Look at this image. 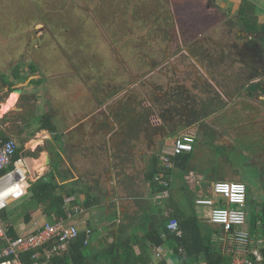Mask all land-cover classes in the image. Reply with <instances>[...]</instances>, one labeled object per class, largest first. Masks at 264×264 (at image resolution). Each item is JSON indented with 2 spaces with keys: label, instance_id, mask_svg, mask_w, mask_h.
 I'll return each instance as SVG.
<instances>
[{
  "label": "rangeland",
  "instance_id": "rangeland-1",
  "mask_svg": "<svg viewBox=\"0 0 264 264\" xmlns=\"http://www.w3.org/2000/svg\"><path fill=\"white\" fill-rule=\"evenodd\" d=\"M252 1L264 23V0ZM238 3V0H0V34L14 38L13 58L19 62V68L29 66L30 73L43 67L52 70L48 74L66 88L59 91L71 92L72 96L79 93L81 101L83 89L89 84L84 98L88 96L89 104L93 98L94 116L109 117L115 123L101 128L103 131L117 127L114 116L121 112L119 107L125 106V102L133 112L128 116L151 111L146 126L152 125L165 134L182 130L177 124L180 119L194 117L188 115L191 108H197L200 114L204 102H226L228 108L196 118L198 128L188 167H174L168 175L172 199L182 207L187 206L184 193L179 191V184L184 181L188 195L195 197L197 188L206 185L209 190L208 184L219 180L242 181L241 175L247 181L254 170L256 183L249 185V193L258 203L260 194L264 200V185L261 187L264 170L258 169L259 165L264 169V95L256 91L255 96L249 97L242 88L247 72L239 56L250 52L243 47L238 33L241 27L233 15ZM27 39L33 44L29 45ZM35 39L40 47L35 46ZM220 48L225 53L222 62L216 59ZM206 50L207 54L203 53ZM28 59H32L29 65ZM58 71L69 72L58 74ZM212 77L231 95H222ZM32 81L40 83L37 76ZM237 91L239 95L235 94ZM17 97L18 94L12 93L9 101L13 103ZM57 98L56 101L64 100L58 94ZM244 105L249 110H244ZM229 113L234 114V122ZM11 117L17 127H12L15 132L9 130L8 136L23 147L24 138L17 131L24 121L34 127L33 109L25 117L22 114ZM252 118L257 119L251 122ZM159 124L161 127H156ZM146 126L143 134L149 136L150 128ZM164 137L167 136H161L158 142L163 143ZM256 150L258 156L250 159ZM39 160L33 170L41 171V165L44 170V160L40 156ZM25 195L8 202L6 209L14 224L22 220L23 213L34 209L31 204L38 205ZM160 198L155 201L157 205L167 200ZM190 201L194 202V198ZM194 207L199 213L206 209ZM170 210L171 207L167 208L166 214ZM76 226L82 229L81 224Z\"/></svg>",
  "mask_w": 264,
  "mask_h": 264
},
{
  "label": "crops",
  "instance_id": "crops-1",
  "mask_svg": "<svg viewBox=\"0 0 264 264\" xmlns=\"http://www.w3.org/2000/svg\"><path fill=\"white\" fill-rule=\"evenodd\" d=\"M7 20L2 23L5 24ZM258 22L263 23L260 18ZM28 40L29 45L33 44L32 40ZM14 43L13 37L0 34V136L3 135L11 138L8 136L9 130H13L15 126L17 127L11 115L22 114L25 117L29 113L30 108L33 109L34 127H31L30 123L24 121L21 124V128H18L19 130L17 131L18 136L24 138V140L22 139L23 147L22 145L20 147L17 146L23 153L34 152L40 149L36 157L28 158L27 156H23L25 161L27 158L29 159L28 163L23 160L27 171V184L29 181H35L39 177L52 172L59 184L65 183V189L71 188L73 191L72 195L65 198V211L71 210L72 212L73 207L80 209L77 213L72 212L70 217L66 214V219L53 216L50 220L42 206L35 204V207L31 204V208L34 209L29 211V219L27 221L24 220L26 211L23 213L21 221L16 224L12 223L14 230L17 234H24L32 231L37 226H41L45 222H53L62 218L74 226L78 223L81 224L82 229H78L79 232L83 231L85 233L86 229H90L91 236L88 239V243L96 250H101L110 244H114L116 241L126 240V238L133 234L140 238L143 233L145 209H148V206L154 205L157 209L161 208L164 214L167 215V203L170 201L169 195L171 194V198L173 195V188H170L168 180V175L171 174V170L174 168L172 160L169 167L170 171L168 173L163 172L164 179L168 183L167 186H169L168 189L153 194L152 188L146 179L152 158L159 155L161 160L162 155L169 154L171 152V142L179 133L192 131L196 135L198 120L188 123L186 121L189 119H180L181 123L177 125L178 128L183 127V129L176 133L168 131L169 134L156 131L155 127L150 124L148 136L143 134L144 124L134 123V120L129 116V118L122 117L118 120L114 118V121L118 124L116 128L113 127L114 129L100 130L108 125H115V123L109 117L102 119V117L96 118L94 116L96 109L93 105V98L90 104L88 96L84 98L85 93L88 95L89 84H86L87 87L83 89L81 101H79V93L72 96L71 92L59 91L66 90V88L63 83L56 81V77L52 78L49 75L50 73L48 74L52 70L43 67L30 73V71L27 72L29 66L19 68V62H16V59L13 58L16 55ZM39 44L40 42L35 39V46L40 47ZM29 60L31 61L32 59L27 60L28 65L31 64ZM41 66L42 61L40 62ZM15 69L18 70L16 73L14 72ZM68 72L58 71V74H67ZM36 76L40 80L39 84L33 82V84L27 83L30 78L33 79ZM256 80L259 79H255L252 82ZM9 84L12 87L9 88ZM15 88H21V93L12 103L9 99ZM57 94L59 99L64 98V100L56 101L58 99ZM69 95H71L70 98L67 97ZM255 95L248 96L253 97ZM20 102L21 104H18ZM6 106L9 108L4 110ZM224 107L228 108V104L224 103L222 108ZM248 107L244 105L242 108L249 110ZM228 115L229 119L232 120L234 114L229 113ZM239 116L238 114L237 117L239 118ZM181 117L184 116L182 115ZM239 119L241 120L242 118ZM256 119L252 118L251 122H254ZM130 123L134 124L131 129L130 126L128 127ZM161 125H156V127H161ZM208 131L212 133L211 129H208ZM13 132L15 131L13 130ZM164 135L167 137H164L163 143H159L160 137ZM258 142L260 144V141ZM39 156L44 160V170L41 164V171L39 169L31 170V167L35 164L34 161L40 163ZM260 156H262V153ZM29 178L30 180H28ZM184 182L179 184V191L185 195L188 192ZM211 183L208 184L209 188ZM188 187L190 188L191 186ZM196 190L198 192L193 197L194 201L198 195L209 194V190H206V185L201 187L200 190L198 188ZM165 193L167 196H164ZM160 196L165 197L167 200L163 199L162 202L164 204L157 205L155 201L161 200ZM174 203L178 205L176 201ZM194 205L195 203H193V208L200 222L202 224L205 222V224L214 230L212 231L214 247L230 255L232 260V255L226 253L228 252L227 249L222 247L221 241L218 238L217 228L212 227L211 225L213 224L208 221V208L204 207L206 209L202 213H199ZM185 210L189 211V207L187 208L186 206ZM150 217L152 226H157L159 221L158 215L153 214ZM108 231L111 234H108ZM251 238L250 249H258L260 252V249L264 246V237L257 239L255 245L253 243L254 237L251 236ZM132 250L135 255L140 253L137 242L132 245ZM158 251L160 255L156 258L155 252ZM149 256L151 257L149 264H161L164 260L166 264H180L177 257L173 255L171 247L166 243L160 247L150 246ZM247 256L253 258L254 264L255 256L253 254ZM240 257L242 256L240 255ZM200 264L206 263L202 260ZM229 264H231V261Z\"/></svg>",
  "mask_w": 264,
  "mask_h": 264
},
{
  "label": "trees",
  "instance_id": "trees-1",
  "mask_svg": "<svg viewBox=\"0 0 264 264\" xmlns=\"http://www.w3.org/2000/svg\"><path fill=\"white\" fill-rule=\"evenodd\" d=\"M212 1V0H211ZM234 18L237 20L241 27L242 32L250 34V37L247 40H243L242 44L250 53L242 54L239 56L240 62L242 63L244 70L247 72L244 78L245 83L242 88L247 95H253L255 92H250L249 85L253 80L259 79L264 81V23H260L257 15V5L252 0H240L237 6L236 13L233 14ZM18 70L15 69L16 73ZM33 79H29L27 83H32ZM12 87L9 84V88ZM237 93V94H236ZM239 91L235 92L236 95H239ZM223 102H219L215 107L209 104L204 105V109L200 110V114L197 111H193V118L187 120L186 122L191 123L199 115L205 117L212 112H215L223 107ZM127 106V105H126ZM126 106L120 107L121 112L118 115L114 116L115 119L119 118H129L127 114L133 113L131 109ZM192 112V109H190ZM198 114V115H197ZM152 115L151 111L148 113L145 112L142 120L143 127L146 124H149V118ZM138 122V121H136ZM132 128L134 124H128V127ZM146 128H149L147 125ZM3 136V135H2ZM7 138L6 136H3ZM40 149H37L34 152L23 153L20 148H16L14 158H21L24 160L23 156L28 158L36 157L37 152ZM191 153H182L179 155L171 156L173 165L176 168L185 169L188 167V160L191 158ZM26 159L28 163L29 159ZM170 168H164L161 163L159 155L152 158L151 166L146 175V179L149 182V186L152 188V192L160 193L169 186H162L157 181L154 180V176L159 173L169 172ZM189 171V170H188ZM2 172L0 171V174ZM164 174V173H163ZM242 182L247 184V181L243 175L240 176ZM66 184H59L53 175L52 172L46 174L42 177H39L35 181L28 182V188L26 196L31 201L37 202L42 206L44 212L51 220L53 216L62 217L66 219L65 211V198L72 195L73 191L71 188L65 189ZM186 195L187 208L179 207L174 203L173 199L170 197V202L167 203L168 208L171 207V210L167 215L164 214L163 210L156 208L154 205L148 206V208L154 209H145V219L143 221V233L139 238L137 235H130L126 240L116 241L114 244H110L105 248L99 250L92 248L89 243H85L86 237L83 231H80L76 238L72 240V243L69 245L67 251L55 254L45 260L48 264H149L151 257L149 256L150 246L160 247L165 243L168 244L172 253L177 257L180 264H200L203 260L206 264H229L231 261V256L221 252L220 250L214 247V240L212 239L214 231L209 225L202 224L196 215V211L193 208V203L190 201V198H193ZM248 221L247 229L252 237H254V245L256 244L257 239L264 237V200L259 199L256 203L249 191H248ZM34 202V203H35ZM8 205L0 211V219L6 222L9 226L8 235L15 237L17 236L16 231L13 228L12 222L9 219L7 212ZM158 215L159 221L157 226H152V215ZM175 218L179 223L181 229V236H176L174 232L169 231L166 228V224L169 219ZM29 219V211L24 215V220ZM160 224V225H159ZM137 242L139 246L140 253L135 255L132 250V245ZM149 242V244H147ZM5 241L0 239V249L5 246ZM183 248L184 253L179 252V248ZM262 254V260L260 262L255 261L254 264H264V246L260 249ZM31 253L33 250L23 253L22 259L24 262H29ZM161 264H166L165 260Z\"/></svg>",
  "mask_w": 264,
  "mask_h": 264
},
{
  "label": "built area",
  "instance_id": "built-area-1",
  "mask_svg": "<svg viewBox=\"0 0 264 264\" xmlns=\"http://www.w3.org/2000/svg\"><path fill=\"white\" fill-rule=\"evenodd\" d=\"M195 134L192 131H183L176 135L171 142V152L161 156V163L164 168L171 166V156L193 151ZM17 144L12 138L0 136V192L8 190L3 197V207L13 198L26 194L27 171L24 161L21 158H14ZM155 180L163 186H167L164 174L159 173ZM22 193L21 195L19 194ZM208 195H198L195 198V205L207 207L208 221L217 227L218 238L222 247H225L232 255L231 264H253V258L247 256L253 254L255 261L262 259L258 249H250L252 241L247 229L248 221V188L247 185L238 180H219L211 183ZM14 194L16 196H14ZM80 209L73 207L72 212L77 213ZM71 210L66 212L67 216L72 215ZM166 228L174 232L176 236H181V229L177 219L171 218ZM9 226L0 219V239L4 240L5 246L0 249V264H48L45 260L54 254L64 252L68 249L71 241L77 237L79 230L73 224L60 218L53 222H45L41 226L35 227L32 231L17 234L12 237L8 235ZM88 242L91 230L85 231ZM33 250L29 262H24L22 255ZM180 253H184L183 248H179ZM160 253L155 252V257ZM240 255L242 257H240Z\"/></svg>",
  "mask_w": 264,
  "mask_h": 264
},
{
  "label": "flooded vegetation",
  "instance_id": "flooded-vegetation-1",
  "mask_svg": "<svg viewBox=\"0 0 264 264\" xmlns=\"http://www.w3.org/2000/svg\"><path fill=\"white\" fill-rule=\"evenodd\" d=\"M211 0H209V2H210ZM241 36H242V39L245 41V40H247L249 37H250V34H248V33H246V32H242V31H239L238 32ZM243 34H245L246 36H243ZM208 50V49H207ZM207 50H206V52H203V53H205V54H207ZM204 56V55H203ZM202 56V57H203ZM224 58H225V53L222 51V49L220 48V49H218V54H217V57H216V59L218 60V62H222L223 60H224ZM212 74H214L213 72H212ZM217 85H216V87L220 90V91H222L221 92V94L223 95V94H226L227 96H230L231 95V91L230 90H228L223 84H221V83H219V82H216L215 81V78L214 77H212L211 78ZM216 91V90H215ZM218 95H220L219 93H217ZM180 101V100H179ZM212 101H214V99L212 100ZM123 102H125V101H123ZM223 102V101H222ZM223 103H226V102H223ZM125 104V106L126 105H128V102H125L124 103ZM204 104H211V105H213L214 104V102H204ZM218 105V103H216V104H214V106L216 107ZM126 107H128V106H126ZM194 107H199L200 108V106H194ZM202 107H204V105H202ZM120 108V107H119ZM198 108V109H199ZM192 109V112L189 110V113L190 114H188V115H191V116H193V111H195L196 112V110H197V108H195V109H193V108H191ZM143 115H145L144 113L143 114H140V112H136L135 113V115L134 116H130V118H132L133 120H134V123H141L142 124V120H144L145 118L143 117ZM136 121H138V122H136ZM149 121H150V119H149ZM131 129V128H130ZM258 150H256V151H254L253 153H252V156H250L249 158L250 159H252V160H254V158H256L257 156H258ZM251 160V161H252ZM249 167H256V166H252V165H248ZM257 169V168H256ZM258 169L261 171V169L262 170H264L263 168H262V166H258ZM252 171V173L250 174V176L248 177V180H247V188H249V185H252L251 183L252 182H255L256 183V181H255V174H254V170H251ZM261 172H263L264 173V171H261ZM247 179V178H246ZM264 182V179L261 181V187H262V189H263V185L264 184H262ZM249 192L251 191V189L249 188V190H248ZM259 199H261L262 200V196H261V194H260V198Z\"/></svg>",
  "mask_w": 264,
  "mask_h": 264
},
{
  "label": "water",
  "instance_id": "water-1",
  "mask_svg": "<svg viewBox=\"0 0 264 264\" xmlns=\"http://www.w3.org/2000/svg\"><path fill=\"white\" fill-rule=\"evenodd\" d=\"M249 90H250V92L258 91V92L264 94V81L256 80L255 82H252L249 85ZM13 93L18 94V96H19L21 93V88H15L13 90Z\"/></svg>",
  "mask_w": 264,
  "mask_h": 264
},
{
  "label": "clouds",
  "instance_id": "clouds-1",
  "mask_svg": "<svg viewBox=\"0 0 264 264\" xmlns=\"http://www.w3.org/2000/svg\"><path fill=\"white\" fill-rule=\"evenodd\" d=\"M7 192H8V190L5 191V192H0V207H3L4 206V204H3V197L5 195H7ZM19 194L21 195L22 193L19 192ZM14 196H16V195L14 194Z\"/></svg>",
  "mask_w": 264,
  "mask_h": 264
},
{
  "label": "bare ground",
  "instance_id": "bare-ground-1",
  "mask_svg": "<svg viewBox=\"0 0 264 264\" xmlns=\"http://www.w3.org/2000/svg\"><path fill=\"white\" fill-rule=\"evenodd\" d=\"M7 106H9V105L7 104ZM0 114H1V111H0ZM34 162H35V161H34ZM35 165H36V164H34V166L31 167V170H33V169L35 168Z\"/></svg>",
  "mask_w": 264,
  "mask_h": 264
}]
</instances>
